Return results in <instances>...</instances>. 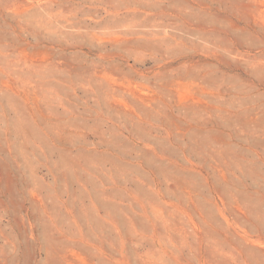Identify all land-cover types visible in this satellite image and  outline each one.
Here are the masks:
<instances>
[{
  "label": "rangeland",
  "instance_id": "obj_1",
  "mask_svg": "<svg viewBox=\"0 0 264 264\" xmlns=\"http://www.w3.org/2000/svg\"><path fill=\"white\" fill-rule=\"evenodd\" d=\"M10 187L0 264H264V0H0Z\"/></svg>",
  "mask_w": 264,
  "mask_h": 264
},
{
  "label": "crops",
  "instance_id": "obj_2",
  "mask_svg": "<svg viewBox=\"0 0 264 264\" xmlns=\"http://www.w3.org/2000/svg\"><path fill=\"white\" fill-rule=\"evenodd\" d=\"M9 189H10V191H9ZM12 191L13 190L11 187L7 188L5 190L6 198L0 202V209L3 208L5 210V212L7 214H9V216L11 217V220H9V223H7V224L11 225L10 228L9 229L5 228V233H6L7 239H9L10 242L13 239V234H12V225H13L12 219L13 218H12V216L14 213V202H13V192ZM28 209H29V212H32V206L30 204L28 206ZM42 225H43V215H41V232H43V226Z\"/></svg>",
  "mask_w": 264,
  "mask_h": 264
},
{
  "label": "bare ground",
  "instance_id": "obj_3",
  "mask_svg": "<svg viewBox=\"0 0 264 264\" xmlns=\"http://www.w3.org/2000/svg\"><path fill=\"white\" fill-rule=\"evenodd\" d=\"M12 189H14V188H12ZM9 191H10V189H9ZM12 192H13V191H12ZM10 194H11V193H10ZM5 202H6V201H5ZM28 255H29V259H30V260L34 258V254H33V253H29Z\"/></svg>",
  "mask_w": 264,
  "mask_h": 264
}]
</instances>
